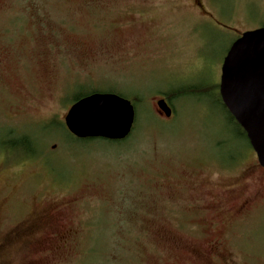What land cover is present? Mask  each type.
<instances>
[{
    "label": "rangeland",
    "instance_id": "obj_1",
    "mask_svg": "<svg viewBox=\"0 0 264 264\" xmlns=\"http://www.w3.org/2000/svg\"><path fill=\"white\" fill-rule=\"evenodd\" d=\"M259 27L264 0H0V264H264V171L218 93ZM92 89L135 106L127 142L66 132Z\"/></svg>",
    "mask_w": 264,
    "mask_h": 264
},
{
    "label": "water",
    "instance_id": "obj_2",
    "mask_svg": "<svg viewBox=\"0 0 264 264\" xmlns=\"http://www.w3.org/2000/svg\"><path fill=\"white\" fill-rule=\"evenodd\" d=\"M218 93L264 168V27L246 30L232 42L221 64ZM157 106L171 116L165 98ZM134 120L129 99L113 92H92L70 105L64 125L76 138L118 141L131 133Z\"/></svg>",
    "mask_w": 264,
    "mask_h": 264
},
{
    "label": "trees",
    "instance_id": "obj_3",
    "mask_svg": "<svg viewBox=\"0 0 264 264\" xmlns=\"http://www.w3.org/2000/svg\"><path fill=\"white\" fill-rule=\"evenodd\" d=\"M193 91H195L194 90V88H188V89H180V90H175V91H169V92H167L166 94H167V98L170 100V99H173V98H175V97H178V96H182L183 94H185V93H192ZM92 92H114V91H111V90H99V89H97V90H94V89H92V90H90V91H88V92H86V93H82V94H78L77 96H75V98L72 100V103L74 102V101H76L77 99H79L80 97H83V96H85V95H88V94H90V93H92ZM119 94V93H118ZM119 95H121V96H123L121 93L119 94ZM135 100V99H134ZM136 103H137V101H136ZM225 108V107H224ZM134 109H135V119H136V114H137V112H136V108H135V106H134ZM227 111V110H226ZM228 113V116H229V118H230V120H231V122L238 128V130H240V132H241V134L246 138V136H245V133H244V131H243V129L237 124V122L234 120V118L229 114V112H227ZM135 121V120H134ZM134 125V124H133ZM54 126H55V128L56 129H59V127L61 126V127H63V125L61 124V123H59V122H56V123H54ZM65 128V127H64ZM66 132L70 135V137L74 140V141H78V142H89V141H93L94 139H102V138H86V139H80V138H76V137H74L72 134H70L67 130H66ZM39 136H31V137H27V136H23V135H21L20 137H17L15 140H13V142H12V144H11V146H12V148H22L23 150H25V153H27V155H29V154H34V153H36V150L34 149V145L37 147V149H40L39 147L41 146V143H42V141H41V138L39 137ZM129 138H131V134H129L125 139H123V140H118V141H111V140H107V141H109V142H114V143H124V142H127L128 140H129ZM102 140H106V139H102ZM106 232H107V234L108 235H111V232H110V229H109V231H108V229H106ZM113 234V233H112ZM109 246V245H108ZM110 247H111V245H110ZM106 251H107V249H106ZM105 251V252H106ZM99 263V261L98 262H94L93 264H98ZM103 264H110V262H104Z\"/></svg>",
    "mask_w": 264,
    "mask_h": 264
},
{
    "label": "flooded vegetation",
    "instance_id": "obj_4",
    "mask_svg": "<svg viewBox=\"0 0 264 264\" xmlns=\"http://www.w3.org/2000/svg\"><path fill=\"white\" fill-rule=\"evenodd\" d=\"M166 99V98H165ZM167 100V99H166ZM168 101V100H167ZM169 103V102H168ZM170 105V104H169ZM173 111V110H172ZM173 113V112H172ZM246 136V135H245ZM249 143V142H248ZM250 145V144H249ZM256 155V154H255ZM256 159H257V157H256ZM217 160H220V159H217ZM256 164V166H258L261 170H263L264 171V168L258 163V160H257V162H255ZM249 201H250V199H247V200H243L241 203H240V208L239 209H237V212H239V210H242V208L244 209V208H246V206H247V204L249 203ZM219 244V241L217 240H215L214 242H213V245H212V248L213 249H215L216 247H217V245Z\"/></svg>",
    "mask_w": 264,
    "mask_h": 264
}]
</instances>
